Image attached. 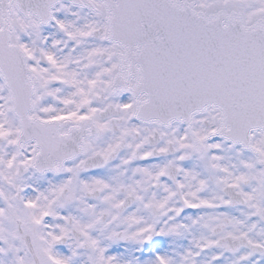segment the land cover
Wrapping results in <instances>:
<instances>
[{
  "label": "snow or ice",
  "instance_id": "1",
  "mask_svg": "<svg viewBox=\"0 0 264 264\" xmlns=\"http://www.w3.org/2000/svg\"><path fill=\"white\" fill-rule=\"evenodd\" d=\"M0 264H264V0H0Z\"/></svg>",
  "mask_w": 264,
  "mask_h": 264
}]
</instances>
